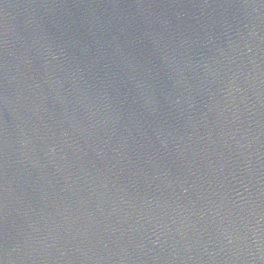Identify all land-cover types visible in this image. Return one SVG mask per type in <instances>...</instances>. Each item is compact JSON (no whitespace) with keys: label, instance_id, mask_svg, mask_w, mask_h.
Instances as JSON below:
<instances>
[{"label":"water","instance_id":"95a60500","mask_svg":"<svg viewBox=\"0 0 264 264\" xmlns=\"http://www.w3.org/2000/svg\"><path fill=\"white\" fill-rule=\"evenodd\" d=\"M0 264H264V0H0Z\"/></svg>","mask_w":264,"mask_h":264}]
</instances>
